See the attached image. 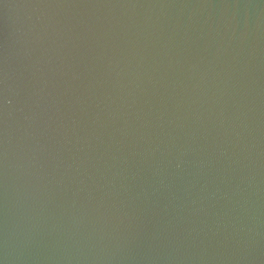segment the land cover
Instances as JSON below:
<instances>
[{
  "label": "water",
  "instance_id": "95a60500",
  "mask_svg": "<svg viewBox=\"0 0 264 264\" xmlns=\"http://www.w3.org/2000/svg\"><path fill=\"white\" fill-rule=\"evenodd\" d=\"M0 264H264V0H0Z\"/></svg>",
  "mask_w": 264,
  "mask_h": 264
}]
</instances>
